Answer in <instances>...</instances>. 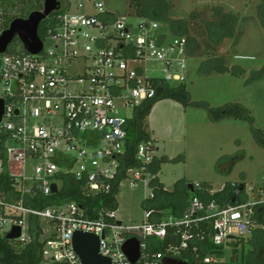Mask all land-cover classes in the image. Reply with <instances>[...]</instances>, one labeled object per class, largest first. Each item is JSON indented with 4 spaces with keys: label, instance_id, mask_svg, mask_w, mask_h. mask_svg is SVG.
<instances>
[{
    "label": "built area",
    "instance_id": "obj_1",
    "mask_svg": "<svg viewBox=\"0 0 264 264\" xmlns=\"http://www.w3.org/2000/svg\"><path fill=\"white\" fill-rule=\"evenodd\" d=\"M58 1L64 12L42 38L38 35L40 53L22 48L0 55V236L18 228L20 236L13 241L29 242L33 219L42 231V257L52 264H81L72 249L75 232L96 235L99 255L111 264H130L122 247L131 239L140 248L136 264H161L164 258L184 260L191 227L203 223L211 225L210 242L218 248L254 234L256 224L264 234V186L252 202L242 195L243 201L221 208L194 196L181 218L153 221L146 212L135 226L123 225L116 211L107 209L87 218L73 202L36 208L40 199L54 195L52 185L59 191L67 175L81 182L88 194H110L134 110L156 96L158 84L174 86L186 80L184 37H153L149 33L158 31V23L143 19L135 27L125 24L101 0ZM148 63L160 64L163 75H148ZM155 152L153 140L140 143L138 165L124 170L119 182L131 179L135 187L143 181L148 187ZM242 190L236 192L240 198ZM167 237L171 243L166 248L152 250V242L164 243ZM202 264L229 262L207 254Z\"/></svg>",
    "mask_w": 264,
    "mask_h": 264
},
{
    "label": "rangeland",
    "instance_id": "obj_2",
    "mask_svg": "<svg viewBox=\"0 0 264 264\" xmlns=\"http://www.w3.org/2000/svg\"><path fill=\"white\" fill-rule=\"evenodd\" d=\"M101 1L125 24L135 27L143 19L149 21L136 17L128 0ZM157 3L167 10L170 20H185L189 35L200 46L193 55L186 48L184 84L190 105L183 107L173 100H162L145 119L147 132L149 130L156 140L155 157L162 159L157 180L169 192L180 183L187 187L188 184H208L213 192L236 184L244 187L241 197L245 195L248 202H252L264 186V28L257 16L260 0H146L147 5L156 6ZM214 7L222 14L232 12L238 16L234 36L220 39L218 46L209 39L202 23L214 19L211 14ZM13 13L18 14L14 9ZM136 33L144 35L137 30ZM159 33L168 41L174 37L167 23H159L158 31L149 35L156 37ZM21 50V42L14 39L7 51ZM223 66L225 71L221 69ZM145 68L148 75H163L160 64L148 63ZM3 92L0 85V97ZM232 104L243 106L251 121L230 118L218 123L210 121L208 109ZM254 131L261 136L256 137ZM223 156L240 159L229 175L219 174L216 169L217 160ZM132 185L131 179H123L116 194L115 216L125 226L144 221L146 211L142 203L151 197V189L145 182ZM254 229L260 232L261 225L256 224ZM253 235L236 239L233 254L226 243L223 262L230 259L234 264L240 263L247 252L254 249Z\"/></svg>",
    "mask_w": 264,
    "mask_h": 264
},
{
    "label": "trees",
    "instance_id": "obj_3",
    "mask_svg": "<svg viewBox=\"0 0 264 264\" xmlns=\"http://www.w3.org/2000/svg\"><path fill=\"white\" fill-rule=\"evenodd\" d=\"M128 1L130 8L132 7L134 9L136 17L147 18L149 21H154L158 24L167 23L174 37H184L187 40L189 54L193 55L199 51L200 46L197 40L189 35L188 24L185 20H170L166 12L167 10L164 7H159L158 3L156 6H151V4H146V0ZM42 2L43 0H0V33L7 29L13 20L17 18L25 19L31 12L40 11L42 9ZM60 8L58 12L52 13L44 20V24L41 23L38 30L40 38H42V33L57 23V17L64 12L62 10V4ZM13 9L18 14H14ZM218 10L219 8H212L211 14L214 19L202 22L206 27L209 39L217 46L220 43V39L232 38L234 36L235 25L238 22V16L235 13L222 14L221 10L219 12ZM257 16L264 28V0H260V4L257 7ZM221 69L225 71L226 67L223 66ZM162 100H173L180 103L183 107L190 105L189 95L184 83L174 86L158 84L156 96L152 100L145 101L134 110L133 118L128 122L126 152L120 158V172L117 176V181L114 183V189L110 194H88L81 182H77L71 176L67 175L62 177L63 182H61L59 191L48 198L40 199L36 204V208L41 209L48 205H62L73 202L83 209L84 216L87 218H96L97 213L102 209L116 211L117 185L120 183L121 178H123L124 170L138 165L135 159L137 147L140 143L150 139L147 127L145 126V119L150 114L153 106ZM208 113L210 121L213 123L221 122L226 118L235 120L248 119L251 121L248 111L239 104L227 105L217 109H208ZM254 134L256 137L261 136L257 131H254ZM238 160L240 159L237 156H223L219 158L216 163L217 172L222 175H229L233 165ZM161 162L162 159L154 158L150 166L152 175L157 174ZM181 186L182 184L180 183L172 192L166 191L154 176L148 184V187L151 189V197L142 203L143 209L151 213V217L154 215L156 221L166 220L169 216L181 218L189 200L194 196L204 205L214 202L221 208L228 204L235 205L241 200H244L243 197L240 198V196L236 195V192L244 187L237 186L236 184L225 185L219 192L214 193H210V186L208 184H200L198 187L193 186V193L190 192V189L186 185ZM166 210L171 211H169L170 213H166ZM209 227L211 225L208 222L200 224L198 227H191L190 233L192 240L187 241L189 250L183 256L188 264H202V260L207 254L222 255L223 247H214L210 242L212 232ZM184 230L183 227L179 228L180 233ZM28 233L30 240L25 244L8 241L0 236V264H42L45 262L42 257V231L37 220L30 219ZM171 233L172 230L169 229L168 236ZM170 241L169 237H167L164 243L160 241L152 242V250L159 251L166 248L167 244L171 243ZM176 241L179 243L180 237H177ZM251 243L254 249L248 251L247 255L238 264H264L263 232L256 231ZM229 245L233 246V248L236 247L235 244ZM193 247L196 249L194 253L192 251ZM230 264H234V262L231 261Z\"/></svg>",
    "mask_w": 264,
    "mask_h": 264
},
{
    "label": "water",
    "instance_id": "obj_4",
    "mask_svg": "<svg viewBox=\"0 0 264 264\" xmlns=\"http://www.w3.org/2000/svg\"><path fill=\"white\" fill-rule=\"evenodd\" d=\"M60 7L58 0H43L42 9L33 11L25 19L13 20L7 29L0 33V55L7 52L14 39L21 42L24 51L30 54H38L42 50V42L38 37V29L41 23ZM4 102L0 99V120L3 114ZM193 190V185L188 184ZM242 190V189H241ZM51 192L55 194L57 188L51 186ZM20 229L14 228L4 238L8 241L18 239ZM230 240L232 238H229ZM72 249L81 264H111L110 260L99 255V238L96 235L75 232L72 237ZM122 251L130 264H136L140 257V248L136 240H128L122 247ZM161 264H188L185 260H173L164 258Z\"/></svg>",
    "mask_w": 264,
    "mask_h": 264
},
{
    "label": "crops",
    "instance_id": "obj_5",
    "mask_svg": "<svg viewBox=\"0 0 264 264\" xmlns=\"http://www.w3.org/2000/svg\"><path fill=\"white\" fill-rule=\"evenodd\" d=\"M156 104H157V103H156ZM154 106H155V105H154ZM154 106H153V107H154ZM147 129H148V128H147ZM148 134H149V130H148ZM149 135H150V134H149ZM150 139L153 140L154 143L156 144V140H155V138H153V137L150 136ZM157 159H158V158H157ZM158 172H159V171H158ZM158 172H157L156 175H152L151 179H152L154 176L156 177V179H158V178H157V176H158ZM150 181H151V180H150ZM150 181H149V182H150ZM164 190H165V189H164ZM190 192L193 193V190H190ZM210 193H214V192H213V191H210ZM151 220H155V216H154V215H152ZM252 235H253V234H252ZM233 243H235V241H231L230 243L228 242V243L226 244V246H228V248L231 250L230 252H231L232 254H233V250H234V248H233V246H231V245H229V244H233ZM233 245H234V244H233ZM226 246H225V247H226ZM223 249H224V247H223ZM228 253H229V251H228ZM218 257H219V260H220V261H222V262L224 261V260H223V257H224V253H223V252H222V255H221V256H218ZM228 262H229V264H230V263H231V260L229 259L228 261H225V263H228Z\"/></svg>",
    "mask_w": 264,
    "mask_h": 264
}]
</instances>
